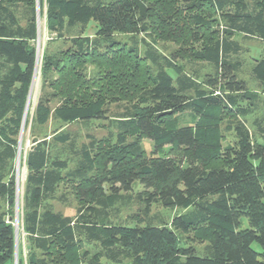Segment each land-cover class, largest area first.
Wrapping results in <instances>:
<instances>
[{
    "label": "trees",
    "instance_id": "trees-1",
    "mask_svg": "<svg viewBox=\"0 0 264 264\" xmlns=\"http://www.w3.org/2000/svg\"><path fill=\"white\" fill-rule=\"evenodd\" d=\"M45 4L48 30L81 31L67 47L44 55L43 94L32 122L44 127L53 113L61 120H102L111 104L122 111L114 137L89 138L72 169L67 160L50 156L46 140L32 146L25 159L24 245L17 240L15 257L14 161L36 67V0H0V264H264V116L253 122L260 143L237 118L251 113L238 105L250 96L238 77L242 62L231 58L241 52L232 40L236 33L257 37L264 45V0ZM19 5L27 9L25 25L14 10ZM91 22L93 38L84 31ZM116 34L172 40L190 60L211 65L214 73L198 82L150 44L144 42L141 53L135 44L114 40ZM251 74L264 95V49ZM203 85L208 93L191 94ZM51 100L58 101L54 112ZM184 113L196 117L193 126L179 125L178 115ZM225 120V132H233L235 140L224 148L220 127ZM71 138L59 133L54 141L72 145ZM144 139L154 145L149 154L142 148ZM136 183L145 215L153 204L193 209L169 225L111 223L121 193ZM61 185L77 203L74 218L46 205L66 202L56 198ZM189 232L203 235L208 243L204 256L180 245L178 234ZM92 245L94 251L87 248Z\"/></svg>",
    "mask_w": 264,
    "mask_h": 264
},
{
    "label": "rangeland",
    "instance_id": "rangeland-1",
    "mask_svg": "<svg viewBox=\"0 0 264 264\" xmlns=\"http://www.w3.org/2000/svg\"><path fill=\"white\" fill-rule=\"evenodd\" d=\"M16 16L21 25H25V19L27 16V9L23 5H19L14 8ZM36 26H37V38L34 42L35 50L38 51L37 71L35 74V80L33 83L29 104L27 107L25 121L21 136H19L20 145L17 148L16 158L14 161V171L16 178V195L14 214L12 217V225L17 227V239H20L24 245L25 234L23 232V202L25 195V184L27 169L25 165L26 155L31 150L32 146H36L46 140V149L51 157H59L60 159L68 161V169H72L79 160V152L83 147L89 144L91 137L95 139H101L114 137L116 134V124L119 119L116 117L121 113V109L115 104H111L104 109H108L106 118L102 120L96 119H75V120H61L58 119L53 113L47 124L44 127H38L32 122V116L34 107L37 101L42 97L43 91L41 83V65L45 54L54 53L61 48H65L70 44L71 37L77 36L81 29L79 27L67 30L65 27L59 32H53L47 29L46 23V4L45 0H42L41 12L39 11V1H36ZM94 23L84 29L85 35L94 37ZM59 36V37H58ZM114 40L126 42L128 44H135L141 53L144 52V42L150 44L157 50V52L163 56L173 59V64L176 68L180 69L182 73L188 75L191 78L196 79L198 82H203L206 75H212L214 68L211 65L202 62H194L187 57V52L180 49L179 44L174 43L172 40H159L156 38H149L146 35H126L116 34L113 37ZM232 40H235L241 46V52L238 55L231 56L232 59L242 62L238 77L246 83L249 99H241L238 103L239 107L248 108L251 113L245 117H237L239 120L245 122L246 127L250 131L254 140L262 142L260 136L257 134L256 128L253 126V122L256 119H262L264 116V95L262 94L259 83L254 79L251 74L252 66L255 60L259 59L264 49L263 42L257 37H244L242 34L236 33L233 35ZM106 44V43H105ZM178 57H174V56ZM181 56V57H179ZM183 57V58H182ZM171 75L175 78L176 75L170 69ZM89 75L94 74L93 66L87 67ZM210 89L206 86H202L198 91L191 92L194 96L205 95ZM57 100L50 101L51 111L58 107ZM64 119V118H62ZM179 125L193 126L197 119L190 113H184L178 115ZM226 120L222 123L220 131L222 133V146L228 147L232 145L235 140L233 132H225ZM59 133H69L72 137V145L59 144L54 141V136ZM142 148L148 154L154 149V145L151 141L142 140ZM165 151L167 150L164 149ZM66 172V171H65ZM63 172V173H65ZM142 192V188L136 183L133 186V190L128 193H121V200L115 206V209L110 212L109 220L113 224H121L128 227L144 226L150 222L153 225H159L161 223L169 225L172 218L177 215H182L192 211V205H188L184 208L164 209L158 204L151 205L148 215H145L143 210V204L140 201L139 194ZM65 197L66 202L48 201L46 205L51 206L55 212L61 213L63 216L74 218L77 211V203L73 198V195L69 188L65 185H61L56 193V198ZM3 208L6 210L5 206ZM17 217V218H16ZM16 220V222H15ZM247 227V221L245 218L241 219V228ZM15 228V227H14ZM180 238V245L183 247H193L196 250L198 256H204V248L208 244L203 235L189 232L188 234H178ZM91 251H94L95 247L87 246ZM252 248L259 252L260 248L257 244H253ZM103 264H109L107 261L102 260ZM124 264H128L126 261Z\"/></svg>",
    "mask_w": 264,
    "mask_h": 264
},
{
    "label": "water",
    "instance_id": "water-1",
    "mask_svg": "<svg viewBox=\"0 0 264 264\" xmlns=\"http://www.w3.org/2000/svg\"><path fill=\"white\" fill-rule=\"evenodd\" d=\"M37 1V0H36ZM37 61H38V51L36 50V67H35V72H34V76L32 78V83H31V86H30V90H29V94H28V98H27V102H26V106H25V112H24V117H23V121H22V125H21V129H20V136H21V133H22V129H23V124H24V120H25V115H26V111H27V107H28V104H29V100H30V96H31V91H32V87H33V83H34V80H35V74H36V71H37ZM20 145V140L18 142V147ZM17 218V217H16ZM16 222V220H15ZM15 234H16V255L15 257H17V227H16V224H15Z\"/></svg>",
    "mask_w": 264,
    "mask_h": 264
}]
</instances>
